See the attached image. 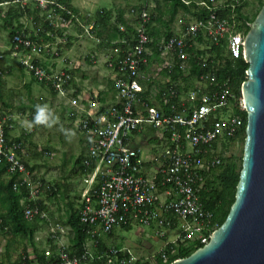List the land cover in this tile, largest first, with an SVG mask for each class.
Instances as JSON below:
<instances>
[{
  "label": "built area",
  "instance_id": "obj_1",
  "mask_svg": "<svg viewBox=\"0 0 264 264\" xmlns=\"http://www.w3.org/2000/svg\"><path fill=\"white\" fill-rule=\"evenodd\" d=\"M181 1L186 5L193 2ZM13 3L25 11L37 10L41 21L33 31L24 28L14 34L11 58L37 84L64 94L74 75L70 69L53 70L46 64L57 59L61 48L69 43V32L59 35L57 29L68 30L79 24L83 34L91 36L93 27L79 22L69 0ZM195 4L204 16L179 27L169 38L163 36L157 44L150 34L151 8L156 4L140 0V8H130L134 32L112 42L116 55L107 61L115 103L103 106L99 93H94L76 126L87 142L80 167L85 188L77 210L82 231L95 250L89 243L81 254L65 249L62 238L72 228L52 221L41 204L60 194L54 185L34 178L23 159L24 143L8 138V119L0 115V165L10 175H17L16 191L26 189L24 219L40 220L51 227L58 249L56 260L50 264H168L169 246L175 247L174 254L180 246L205 245L218 229L213 214L204 207L202 191L222 165V151L240 141L244 127L243 114L247 112L242 93H235L230 78L219 76L227 60L244 59L246 34L235 25L236 10L244 0H197ZM45 25L54 31L43 29ZM199 38L206 43H200ZM223 41L225 51L220 57H211L213 45L220 47ZM196 50L207 53L198 56ZM192 62L208 70L193 75ZM146 134L153 135L156 144H163L162 151L154 149L145 156L136 147ZM147 164H151L150 170ZM135 225L156 230L163 242L159 251L138 257L125 247L97 250L101 236ZM45 254L51 257L53 252L47 250ZM26 259L23 257L20 264H27Z\"/></svg>",
  "mask_w": 264,
  "mask_h": 264
},
{
  "label": "crops",
  "instance_id": "obj_2",
  "mask_svg": "<svg viewBox=\"0 0 264 264\" xmlns=\"http://www.w3.org/2000/svg\"><path fill=\"white\" fill-rule=\"evenodd\" d=\"M13 1L15 0L3 1L0 2V4H12ZM55 1L66 2V0ZM104 1L106 0H69L72 9L78 15L79 22L86 27H93L91 30V36L83 34V30L79 27V24L74 25L68 30L61 28L57 29L59 35H61V32L64 31L69 32V43L61 48L60 56L57 59H50V62H46V64L53 70L70 69L74 75V80L64 94H59L58 92L54 93L52 88L44 86L49 89L59 101L60 98L65 100L61 109L65 112L66 118L73 121V129H76L79 121L85 116L84 109H89L87 100L94 93H99V102L103 106H110L115 103V91L112 86V71L107 67L109 57L116 55L114 52L116 46L113 45L112 42L129 37L134 32L132 26L133 18L130 14V8L133 6L139 8L141 7L140 0H132L130 3L120 0H110V4L103 5ZM151 1L152 4H156L154 0ZM12 9L15 10L18 16L16 17V15H14L13 19H10L9 22L12 23V25L4 24L3 27L5 28V31L8 32L10 30V32H8L9 37L6 49H0V115L5 116L8 119V123L10 125L8 138L11 140L22 141L24 143L25 153L23 155V159L30 171L33 172L34 178L39 179L44 183L54 185L58 194H60V197H57V199L50 197L45 202L42 200V208L50 215L52 221L58 222L65 227H71L68 223V219L72 212L71 208H74V210L77 209V202L80 197L78 195L82 193L85 188L83 181L80 180V178H82L80 165L75 162V167L71 169V171H73L72 174L74 175V178H76L75 183H79L76 184L78 187H73V185L71 186L69 179L61 176L50 179V168H47L46 166L40 170L39 164L38 166L34 164L36 158H50V147L37 148L34 146L33 148L30 145V147L27 148V133H15V117L12 115L14 109L13 106H11V103L7 102L9 98H12L11 79L8 80V78H14L18 82L22 83L24 89L28 93L31 90L36 89L38 84L35 82L33 77L24 71L10 56V45L13 39L10 38L11 28H20L18 31L24 28L33 31L37 27L36 23L40 22L41 18L39 17L37 19V15H35L34 25H32V27H28L30 23L29 20L25 18L28 17L25 14L28 13V11L34 12L35 10L29 9L25 11V9L21 8L22 12L18 8H11L10 10ZM180 14L181 11L176 15L173 23L170 25L172 32L179 28L176 21ZM167 18L168 16L165 14L164 19ZM127 27L129 28L128 30ZM155 27H159L161 33H165L166 31V28L162 27L157 22L153 23L152 28ZM49 28L51 29L52 27L45 25L43 29ZM53 29L54 28H52V30ZM51 41L53 40L50 38V42ZM6 59H8L7 62H5ZM24 76L29 78L26 83L19 79ZM22 84L18 85L21 86ZM69 93H71L73 98H66ZM77 134L83 145L78 158L81 156L83 158L87 152V142L85 137L80 132ZM151 137L153 138V135H144L139 139L136 147L143 153H145V151H149L151 154L150 150L153 151L155 149L150 143V141H152ZM145 140H147V142L144 145ZM149 147H152V149L148 150ZM150 154L148 156H150ZM145 156H147V154H145ZM146 167L150 170L151 164H147ZM10 176L11 175L4 170L2 174H0V180H8L10 179ZM24 194H26V192ZM24 202L25 198L22 196L19 202L22 211L24 209L22 203ZM2 211L3 210L0 209V213ZM54 215H60V217L55 220L53 219ZM26 222L30 225H35V233L31 241L20 234L14 235L11 232L10 227L2 225L0 220V264H14L25 254L28 255L29 260L34 262V264H37L36 249L41 253H45L47 250H50L55 253V255L57 254L58 242L52 238L51 227L49 224L40 220ZM119 229L125 228H117L111 235L101 236L97 250L104 251L112 247L120 248L117 245H114V237ZM74 237L75 233L72 231L69 235L62 238L64 247L68 252H72L71 250L74 245ZM16 239H19L20 247L19 249L15 248L13 251L10 246L16 242ZM23 240H26L25 243L27 244L23 245ZM86 244L92 245V243L88 240ZM144 246H147V249H149L147 242H145ZM90 247L92 250H95L93 245Z\"/></svg>",
  "mask_w": 264,
  "mask_h": 264
},
{
  "label": "water",
  "instance_id": "obj_3",
  "mask_svg": "<svg viewBox=\"0 0 264 264\" xmlns=\"http://www.w3.org/2000/svg\"><path fill=\"white\" fill-rule=\"evenodd\" d=\"M243 53L247 126L235 201L207 244L170 264H264V6L250 24Z\"/></svg>",
  "mask_w": 264,
  "mask_h": 264
},
{
  "label": "trees",
  "instance_id": "obj_4",
  "mask_svg": "<svg viewBox=\"0 0 264 264\" xmlns=\"http://www.w3.org/2000/svg\"><path fill=\"white\" fill-rule=\"evenodd\" d=\"M8 1V0H0V2ZM156 2V6L153 9L154 12H151V26H150V34L155 40V44H157L161 38L166 37L169 38L172 35V30L170 25L173 23L176 15L181 11L185 15H190L193 19L194 18H202L204 13L198 6H196L195 2L197 0H192L193 2L190 5L184 4L181 0H154ZM260 7L259 9L252 15L248 16L243 13V6H240L236 10L237 22L236 28L239 31L248 33L250 30V24L255 20L256 16L258 15L261 8L264 6V0H257ZM28 13H32L28 11ZM37 15V19L39 18V12L34 11ZM226 15L229 14L225 12ZM167 14L168 18L164 19V15ZM18 14L15 12L14 9L9 10L6 14V19H4L5 24L12 25L10 23V19H13V16ZM9 19V20H8ZM157 22L162 27L166 28L165 33H161L159 27H153V23ZM20 28H11L10 38L12 39L15 32L18 31ZM129 28L127 27V30ZM200 43H206L203 39H198ZM226 41L222 42L220 47H212V50L209 51L211 57L215 54L216 57H220V55L225 51ZM207 51H199L196 50V54L198 56H205ZM217 59V58H216ZM193 64V75H198L203 71L208 70L207 68L197 67ZM210 68V67H209ZM249 68V64L243 59L237 60H227L226 65L220 69L219 76L221 78H230L233 90L235 93L240 96L241 95V88L242 84L247 80V70ZM180 76H182L181 72ZM35 80V79H34ZM185 82H188V78L184 79ZM54 93L56 91L53 89ZM244 117V127L242 130V136L240 137V141L243 142L246 136V126H247V113L243 114ZM9 130L7 129V136L9 137ZM243 156V154H242ZM242 156L237 158L236 156L232 155L227 159L221 158L222 165L218 170L213 172L212 178H209L206 182L205 189L202 191V201L204 204L205 209L210 211L213 214V221L218 228L224 223L226 220L228 213L232 204L235 201V194H236V187L240 177V171L242 168ZM82 156L76 160V164L80 165L81 167ZM6 170V167L0 165V174ZM17 179V175H11L10 179L2 181L0 180V209L3 210L0 213V220L2 225L8 226L11 229V232L14 235L20 234L26 237L28 240L31 241L33 239V235L35 233V225H30L24 220V215L22 208L20 207V199L24 196L26 189L23 187L19 191L14 189V184ZM72 212L68 219L69 225L72 227L73 232L75 233V237L73 239V248L72 252L76 254H81L85 250V245L87 243V235L85 232L82 231L78 210H74L71 208ZM126 230H129V227H125ZM202 244L200 243H192L188 246H180L176 248V253H172L173 246H169L167 248V253L169 255V263L174 262L175 260L182 259L188 257L197 249L201 248ZM37 255V264H50L56 260V255L53 253L51 257H47L46 254L43 252L41 253L36 249ZM23 257H26L27 264H34L31 260H29L28 255L25 254L22 256L16 263L20 264L23 260ZM84 264V263H83ZM86 264H104L102 261H95V262H88ZM162 264V263H161Z\"/></svg>",
  "mask_w": 264,
  "mask_h": 264
},
{
  "label": "rangeland",
  "instance_id": "obj_5",
  "mask_svg": "<svg viewBox=\"0 0 264 264\" xmlns=\"http://www.w3.org/2000/svg\"><path fill=\"white\" fill-rule=\"evenodd\" d=\"M108 4H110V0L103 2V5ZM259 7L260 5L257 0H244L243 13L252 16ZM11 8H18L22 11V6L19 3L0 4V49L2 50L6 49L9 37L8 32H10V30L8 32L5 31V28L3 27L5 24L4 19H6V14ZM151 12H154L153 8H151ZM25 15L29 17H25L30 23L28 27H32L35 22L36 14L32 12V14L26 13ZM192 19L193 18L190 15H185L181 12L177 17L176 23L181 28L186 23L193 21ZM7 60L8 59H6L5 62H7ZM9 79H11L12 85V98H9L7 102L11 103V106H13L14 109L12 115L15 117V133H27V148H29L30 145L33 148L34 146L37 148L50 147V158H36L34 164L36 166L39 164L40 170L46 166L47 168H50V179L61 176L69 179L71 186L78 187L76 184L79 183H75L76 178H74L71 169L75 167L76 159L80 155L83 145L77 134V129L72 128L73 121L66 118L65 112L61 109L65 100L60 98L59 101L49 89L40 84H38L36 89L31 90L28 93L24 89L22 83L11 77L8 78V80ZM19 79L26 83L29 78L24 76ZM18 84L22 85L20 86ZM66 98H73V96L69 93ZM146 142L147 140H145L144 145ZM150 143L152 146H156L155 150L157 153L162 151L163 144H155L156 141L153 139ZM243 146V142L239 141L225 148L222 151L223 159H227L232 155L237 158L241 157L243 154ZM150 149H152V147L148 148V150ZM150 152L152 153V150H150ZM144 154H147L148 156L150 153L149 151H145ZM80 180H82V178H80ZM78 196H80V200L81 193ZM59 217L60 215H54L53 219L57 220ZM158 238L156 230L135 225L129 230L119 229L114 237V245H117L120 248L125 247L131 249L138 257H149V255L159 251L162 247L163 242ZM173 238L174 235H170V239ZM23 241V245L27 244L25 243L26 240ZM16 242V244L13 243L10 246L13 251L15 248L19 249L20 247L19 239H16ZM145 242L148 243L149 249H147V246H144Z\"/></svg>",
  "mask_w": 264,
  "mask_h": 264
}]
</instances>
